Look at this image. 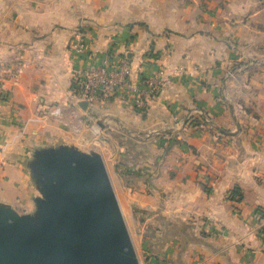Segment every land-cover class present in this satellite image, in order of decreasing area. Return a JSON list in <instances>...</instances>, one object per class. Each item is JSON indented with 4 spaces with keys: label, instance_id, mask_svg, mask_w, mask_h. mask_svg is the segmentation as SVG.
Returning <instances> with one entry per match:
<instances>
[{
    "label": "crops",
    "instance_id": "0c3cea01",
    "mask_svg": "<svg viewBox=\"0 0 264 264\" xmlns=\"http://www.w3.org/2000/svg\"><path fill=\"white\" fill-rule=\"evenodd\" d=\"M79 28L89 56L73 62ZM107 52L137 88L169 83L141 108L88 104L79 132L45 116ZM0 66L22 68L0 96L1 203L34 209L35 147H91L150 264H264V0H0Z\"/></svg>",
    "mask_w": 264,
    "mask_h": 264
},
{
    "label": "water",
    "instance_id": "95a60500",
    "mask_svg": "<svg viewBox=\"0 0 264 264\" xmlns=\"http://www.w3.org/2000/svg\"><path fill=\"white\" fill-rule=\"evenodd\" d=\"M77 105L86 110L88 102ZM25 167L34 209L0 202V264H141L99 152L35 147Z\"/></svg>",
    "mask_w": 264,
    "mask_h": 264
},
{
    "label": "built area",
    "instance_id": "2783aa9c",
    "mask_svg": "<svg viewBox=\"0 0 264 264\" xmlns=\"http://www.w3.org/2000/svg\"><path fill=\"white\" fill-rule=\"evenodd\" d=\"M84 35V30L79 28L75 30L71 39L70 58L73 62L89 56ZM21 73L22 68L20 67L12 69L9 66H0V96H5L7 93L6 81L9 80L16 84ZM168 83L169 78L165 71L160 70L154 77L143 78L141 80L142 89L137 88L132 81V70L129 63L125 60L114 62L107 52L98 64L73 67L68 93L74 104H70V108L65 110L64 106L57 103L46 109L44 115L58 120L74 132H79L83 116L81 108L77 105L78 101H87L88 104L106 103L127 94L126 99L129 97L136 107L141 108L145 98L155 97ZM134 90L137 93H133ZM92 131L94 134L99 133L95 125ZM0 150H3L1 144ZM141 264L144 263L141 262Z\"/></svg>",
    "mask_w": 264,
    "mask_h": 264
},
{
    "label": "rangeland",
    "instance_id": "374dc122",
    "mask_svg": "<svg viewBox=\"0 0 264 264\" xmlns=\"http://www.w3.org/2000/svg\"><path fill=\"white\" fill-rule=\"evenodd\" d=\"M85 127H88V126H85ZM95 127H97V125H95ZM89 134L90 135L87 138L89 140L93 141L94 140V135L91 134L90 132H89ZM81 148L83 150H85V151H88L90 149L92 150L91 147H83L82 146ZM110 177H111V175H110ZM111 180H112V178H111ZM112 183H113V181H112ZM113 186H114V184H113ZM127 225H128V228H129V231H130V234H131V238L133 240V244H134L135 250L137 252V255L140 257L141 262H143L144 264L145 263L150 264L149 259L151 258L150 257L151 255H150L149 251L146 249L147 248L146 242L142 238V231H143L142 227L137 232L134 229H132V226L129 223H127ZM140 226H141V224H140Z\"/></svg>",
    "mask_w": 264,
    "mask_h": 264
}]
</instances>
